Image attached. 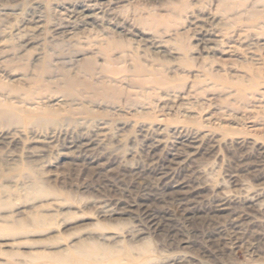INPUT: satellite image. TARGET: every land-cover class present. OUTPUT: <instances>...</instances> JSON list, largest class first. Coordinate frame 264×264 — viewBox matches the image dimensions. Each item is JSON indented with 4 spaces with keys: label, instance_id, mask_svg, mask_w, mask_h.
<instances>
[{
    "label": "rangeland",
    "instance_id": "obj_1",
    "mask_svg": "<svg viewBox=\"0 0 264 264\" xmlns=\"http://www.w3.org/2000/svg\"><path fill=\"white\" fill-rule=\"evenodd\" d=\"M45 54L98 67L116 93L71 84L75 103L52 82L66 107L41 125L2 91L0 223L28 228L0 230V264H47L32 257L81 242L120 264H264V84L244 105L203 70L264 60V0H0V78ZM138 62L179 87L137 77ZM32 170L48 195L26 196ZM35 212L47 222L31 226Z\"/></svg>",
    "mask_w": 264,
    "mask_h": 264
},
{
    "label": "bare ground",
    "instance_id": "obj_2",
    "mask_svg": "<svg viewBox=\"0 0 264 264\" xmlns=\"http://www.w3.org/2000/svg\"><path fill=\"white\" fill-rule=\"evenodd\" d=\"M31 19L36 20V22H37L36 27H40L42 19L40 20L39 16L35 15V17H32ZM41 32H43V31H41ZM212 34H213V32H212ZM92 45H93V43H92ZM105 45H107V44H104V46ZM103 48H104V51L108 49V47H103ZM105 48H107V49H105ZM81 52L82 51H80V53ZM37 60L40 61V64L37 68H35L36 66L34 67V69L32 67H29V66L21 67L23 69V73H20L19 77H17V78L16 77L14 78V75H12L11 73L10 74L4 73V75L6 74L7 75L6 77H8L7 81L4 78H0V90H1L0 91V98L6 97V95L2 92L3 90H5V89L10 90L11 89L12 91H14L17 96H15L13 98L14 100L12 102L10 101V103H12V104L14 103L15 105H17V109L20 112L28 113L30 118L33 121H35L34 124H37L36 122H38V124H39L40 121H43L46 124V121L49 119L47 117V115H48L47 112H49V113L55 112L54 114L59 113V111H61V107L64 106V105H62V103L64 101H63V99H61L60 96H57V95H56V97L53 96V93H55V90H53V88H52L53 85L51 86V84H53V83H55V85L61 86V87H59L62 89V93H63L61 96L68 97L72 102H75V103L78 99H80V96H82L83 93L82 92H80V93L74 92V88L71 87V84L81 85V86H85V87L91 89L92 93H93L92 94L93 97H98V98L101 97V98L106 99L108 97L113 96L116 93V90H115L114 85H113L114 82H112L110 77H107L105 74H103V72L100 69H98V67L97 68H95V67H83V66L68 67V66H64V65L61 67H60V65L55 66L54 64H52L50 61L47 60V55L44 57L39 56L37 58ZM7 62L10 63V61H7ZM161 67L163 68V66H159V65H155V64L145 65V64L139 63L135 67V75L137 77L140 76L141 78L144 76H147V75H153V78L151 81H153V83L155 85H159V86L165 87L167 89L178 88L179 84L174 83L173 82L174 79L167 76L164 72L165 70L162 69ZM242 67H243L244 71L239 72V73H235V72L233 73L232 69H230L231 71H229V70L226 71L224 69L225 72H228V74H224V73L221 74V72H219L218 70L217 71H211V69L209 70V68H206V66L203 67V70L207 73L206 74L207 76H209L213 79H217L219 81L227 82L228 84H230L236 90L235 92H236L237 99L241 102L244 101L243 104L247 105L246 103H251L253 98L256 97L257 91H258L257 89H259L257 87L261 84H264V60H262L261 58H255L254 57V59H252V62H250L249 64H246V65H243ZM80 72H85L88 75V78H83V77L81 78L80 74H79ZM154 75H156V76H154ZM16 80H18L20 84L19 83L14 84L13 82ZM148 80L150 81V79H148ZM96 82H99L98 84H100V85H98ZM63 84L69 85V86H64ZM71 88H73V90ZM9 94H11V93H9ZM57 94H58V92H57ZM88 94H90V93H88ZM7 99H8V97H7ZM94 101H95V99H94ZM2 102H4V101H2ZM67 102H69L68 99H67ZM69 103H71V102H69ZM64 107H66V106H64ZM0 115H4V114L0 113ZM4 117H3V119H4ZM40 124H41V122H40ZM31 178H33V181H32V183H30L31 185L26 188L27 189V191H26L27 195L26 196H30V197L31 196H37V197L38 196H46V195H48V193L51 192V190L45 186V183H43V180L41 179L40 175H38L37 171L33 172V170H32ZM14 183H16V181H14ZM1 187H3V186H1ZM22 191H23V189H22ZM4 200H0L1 208L3 205L8 204V203H5ZM36 213H38V212L33 213L34 214L33 217L30 218L31 223H32L31 226H33V225L40 226V225L44 224L45 222H47V219H48L47 216H46L47 217L46 218L45 215H43L42 213H40V214H36ZM22 220L25 221V219H22ZM24 221L14 220V222L12 221L11 223H9V222L8 223H0V230L8 231V232H10V231L16 232V231H19L20 229L24 230L23 228H25L27 226V223ZM29 222H30V220H29ZM31 223H29L28 226H30ZM26 228H28V227H26ZM145 245L146 246H143V247H147L148 243H146ZM71 247H72L71 249L65 250L66 249L65 248L64 251L59 250L58 252H55L52 254H50V253L45 254L43 252L42 253L38 252V254L36 253L37 254L36 255L34 253L35 255L33 257H32L33 254L30 255L32 257V260H31V258H29V259L31 261H33V260L34 261L35 260H44L47 262V264H99V263L120 264L119 262L121 261V259L119 260L120 256H119V258H117L115 256V253L118 254L119 252H115L114 249L108 248L105 245L102 246V245H98V244H94V243L92 244V242L91 243H82L81 242L78 245L75 244L74 247L73 246H71ZM131 249L132 248L130 247V250ZM147 249H146V251H149V249L148 250ZM124 252H126V251H124ZM129 255L131 256V254H129ZM117 259L119 260V262Z\"/></svg>",
    "mask_w": 264,
    "mask_h": 264
}]
</instances>
